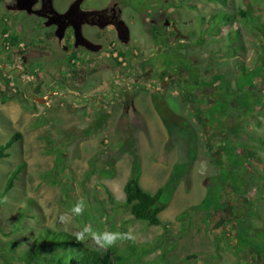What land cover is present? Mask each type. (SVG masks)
I'll return each mask as SVG.
<instances>
[{"label": "rangeland", "instance_id": "obj_1", "mask_svg": "<svg viewBox=\"0 0 264 264\" xmlns=\"http://www.w3.org/2000/svg\"><path fill=\"white\" fill-rule=\"evenodd\" d=\"M153 2L178 27L176 32L171 21L160 27V42L164 40L166 50L169 45V54L157 57L175 65L184 52L191 72L211 85L213 101L223 105L213 103L199 119L176 84L182 72L171 67L177 80L164 90L173 98L155 102L152 89L135 86L139 115L134 121L122 118L123 97L112 102L113 90L105 89L115 79L119 82L114 72L121 68L112 60L81 62L90 68L86 78H77L61 55L52 65L42 60L45 70L33 74L36 79L21 71L0 74V145L14 133L22 135L10 157L0 162V264H24L19 256L26 244L16 247L15 254L3 245L30 238L42 227L77 233L97 249L115 248L127 256L125 264H264V190L253 174L264 161L259 142L264 138V0H230L229 7L206 3L197 10L182 0ZM244 3L255 19L241 20L239 51L232 55L225 40L202 35L198 19L219 10L236 12ZM150 27L155 35L135 23L133 45L139 54L134 59L129 51L131 69H122V75H135L139 62L160 50L156 26ZM180 33L190 36L183 39ZM242 64L260 68L247 88L243 84L251 80ZM221 74L224 87L215 82ZM39 84L47 93L56 92L47 104H34L32 94ZM149 85L160 89L159 82ZM247 157L248 170L241 172L244 167L234 160L248 163ZM136 161L141 183L150 192L168 183L173 172L174 178L182 177L171 184L160 225L134 218L125 204L124 185ZM20 164V179L3 195L9 173ZM218 193L222 199L216 209ZM205 199L208 207L190 209Z\"/></svg>", "mask_w": 264, "mask_h": 264}, {"label": "flooded vegetation", "instance_id": "obj_2", "mask_svg": "<svg viewBox=\"0 0 264 264\" xmlns=\"http://www.w3.org/2000/svg\"><path fill=\"white\" fill-rule=\"evenodd\" d=\"M73 2L74 0H53L52 5H50L48 0H0V47L4 53V61L2 60L0 63V74L4 73L3 75H5L9 72L18 73L21 71L25 76H30L36 74L38 70H45L42 60L49 61L52 65L61 55L67 61V65L73 68L77 78H79L78 76L86 78L90 75V68L81 67V62L87 64L88 60L93 59L94 61L102 60L105 63L112 60L118 68H121V70L116 69L114 72L115 77H119V82L115 79L105 89L113 90L112 102H118L123 97L122 118L126 116L134 121L135 116L139 115L137 107L134 105V97L137 92L135 86L152 89L151 95H154L155 102L173 98L174 95L167 97V91L164 90L166 86L168 87L177 80L169 71L171 67L173 72H182V81L176 84L181 88L184 98L192 105L193 110L191 111L196 114L200 113V119L203 117L202 113L212 109V104L215 101H213L211 85L203 83L196 72H191L192 66L183 60L184 52L178 54L179 63L175 65L167 61L168 59L157 57L168 56L169 54V45L166 44V50L164 40L162 39L160 42V27H169L171 21L172 27L176 32L178 31L176 22L174 20L169 21L168 13L163 10V6L159 7L158 3L153 2V0H84L81 3L82 10L92 12L86 16V20L81 26L83 36L87 40L86 43L92 47L89 48L77 39L75 27L71 23L66 24L62 36L57 34L60 25L74 20L73 15L65 18L59 16V14L65 13ZM120 20L125 21L129 27L130 40L128 43L121 40L117 27ZM136 22L141 23L143 30L150 31L154 35L155 32L150 26H156L157 34L154 39L156 49L160 47V50L142 59L138 64L136 74L127 77L126 73L122 75L124 74L122 69H131L129 51L134 59H137L139 54L138 49L134 48L133 45ZM103 24L105 25L102 26ZM180 35L183 39L190 36V34L181 33ZM16 39L18 43H14ZM8 43L10 47L7 49L6 44ZM19 43H23V46H19ZM94 48L98 50L93 51ZM127 48L129 50H126ZM154 71L155 74L150 80L143 78ZM164 72H166V76L163 75L161 78L160 74ZM32 77L33 79L37 78L36 75ZM151 82H159L160 89L154 85L150 86ZM38 86L41 87L43 95L36 93ZM117 89L121 90L118 91ZM187 92H190L191 95ZM55 94V92L47 93L44 87L39 84L34 89L32 99L34 103H37L38 101H35L34 97H46L47 100L43 103L47 104ZM197 97L203 98L204 101L197 103L195 101ZM199 122L202 123L203 121L200 120Z\"/></svg>", "mask_w": 264, "mask_h": 264}, {"label": "trees", "instance_id": "obj_3", "mask_svg": "<svg viewBox=\"0 0 264 264\" xmlns=\"http://www.w3.org/2000/svg\"><path fill=\"white\" fill-rule=\"evenodd\" d=\"M206 3H216L222 7H229L230 0H200L195 2L194 0H182V4L191 9H200ZM255 19V16L251 12V8L248 3L239 5L236 12H229L219 10L209 15H203L198 19V25L202 35H210L213 41L225 40L227 48L231 50L232 55L238 54V47L236 44L241 39V31L239 24L241 20L250 22ZM264 35V27L261 28ZM18 43L16 39L14 43ZM122 54H124L122 52ZM176 55V54H174ZM264 63V57L262 58ZM242 68L248 74L250 83H244L243 87H249V84H253L257 73L260 71L259 67L248 68L242 64ZM246 77V78H247ZM80 78V77H79ZM216 81H220L221 87H224L225 77L221 75L216 76ZM241 82V81H240ZM227 89V87H225ZM36 93L43 95L41 87H37ZM224 96H228V93ZM220 103L219 100L214 104ZM227 105V102H225ZM241 103V102H240ZM36 104V103H34ZM213 104V105H214ZM223 105V103H220ZM242 104V103H241ZM22 137L21 133H14L9 139L0 145V162L4 158L10 157V150ZM261 147L264 148V138L259 139ZM228 145H225V149ZM231 150H235L231 146ZM238 157V154H235ZM240 156L237 159H240ZM248 163H244L242 160H234V164L238 163L244 169L248 170L249 157L246 158ZM261 171H254V177L257 176L258 185L264 190V161ZM239 166V167H240ZM134 169L132 175L127 179L124 185L125 204L130 206L131 215L141 221H145L150 226H157L161 224V213L169 206L170 197L173 192V186L182 177L174 178L176 172L172 173L170 181L159 187L156 191L150 192L144 188L141 183V165L138 161L134 162ZM24 166L22 164L17 165L8 175L3 195L9 193L20 179ZM240 171V170H239ZM250 172V171H249ZM238 178V177H237ZM219 199L213 201L214 208L221 207V194L218 193ZM214 198V197H213ZM211 203H207L206 199L201 203L191 206L190 209H205ZM186 211L179 216L182 217ZM23 216H21L22 218ZM19 227L17 226L16 229ZM26 244V249L20 254L19 258L24 264H125L127 256L118 252L115 248L109 247L104 251L91 247L87 244L85 238L77 233L68 232L66 230H55L50 227H42L37 231H32L30 238L22 240H13L10 243L3 245V248L7 252L15 254V248ZM218 249L221 248L217 245ZM195 257L189 255V258Z\"/></svg>", "mask_w": 264, "mask_h": 264}, {"label": "water", "instance_id": "obj_4", "mask_svg": "<svg viewBox=\"0 0 264 264\" xmlns=\"http://www.w3.org/2000/svg\"><path fill=\"white\" fill-rule=\"evenodd\" d=\"M52 1L53 0H48V2L50 3V5H52ZM84 0H74V2L71 4L70 8L65 12V13H62V14H59L60 17H67V16H70V15H73L74 17V20H70L69 22L67 23H64L62 25L59 26L58 30H57V34H59L60 36H62L63 34V31L65 30L66 28V24H69L71 23L72 25H74L75 27V30H76V37L77 39L82 43V44H85L86 46H88L89 48H92L90 47L87 43H86V38L83 36V33H82V30H81V26L82 24L85 22V18L86 16L90 15L92 12L91 11H85V10H82L81 8V3L83 2ZM23 8V7H21ZM59 17V19H60ZM56 22V21H55ZM59 23V22H57ZM167 24H168V21H167ZM105 24H103L102 26H104ZM117 27L119 29V32H120V37H121V40L125 43H128L129 40H130V30H129V27L127 26V24L125 23V21L123 20H120L117 24ZM61 32V33H60ZM93 51H97L98 49L97 48H94L92 49ZM35 101H38L40 103H43L47 100L46 97H34Z\"/></svg>", "mask_w": 264, "mask_h": 264}, {"label": "built area", "instance_id": "obj_5", "mask_svg": "<svg viewBox=\"0 0 264 264\" xmlns=\"http://www.w3.org/2000/svg\"><path fill=\"white\" fill-rule=\"evenodd\" d=\"M19 46H23V43H19ZM7 49L10 47V44H6ZM122 61V59H120Z\"/></svg>", "mask_w": 264, "mask_h": 264}, {"label": "crops", "instance_id": "obj_6", "mask_svg": "<svg viewBox=\"0 0 264 264\" xmlns=\"http://www.w3.org/2000/svg\"><path fill=\"white\" fill-rule=\"evenodd\" d=\"M56 93V92H55ZM152 104V103H151ZM149 124V123H148ZM141 177H142V174H141ZM142 179V178H141Z\"/></svg>", "mask_w": 264, "mask_h": 264}]
</instances>
